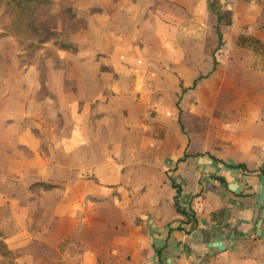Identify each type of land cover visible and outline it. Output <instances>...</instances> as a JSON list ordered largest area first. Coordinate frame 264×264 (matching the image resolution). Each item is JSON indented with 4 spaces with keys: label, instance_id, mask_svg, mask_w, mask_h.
Wrapping results in <instances>:
<instances>
[{
    "label": "rangeland",
    "instance_id": "rangeland-1",
    "mask_svg": "<svg viewBox=\"0 0 264 264\" xmlns=\"http://www.w3.org/2000/svg\"><path fill=\"white\" fill-rule=\"evenodd\" d=\"M52 1V14L42 22L75 39L78 54L49 41L28 55L9 31L11 18L0 0V232L11 247L15 233L39 228L30 221L34 212H43L45 228L55 227L51 202L65 199L68 180L101 190L107 177L114 192L115 182L128 178L146 182L140 194L150 196L154 182L169 174L167 160H175L188 140L189 152L228 154L243 138L246 119L264 113L259 93L233 86L241 81L226 61L182 93L181 79L191 86L212 67L208 22L188 10L197 0ZM95 100L104 114L99 120L89 114ZM41 179L58 183V194L23 204L27 182ZM97 190L80 194L74 212L103 207L110 195ZM68 203L59 205L63 212ZM7 246L0 264L8 260L2 253ZM24 257L19 253V263Z\"/></svg>",
    "mask_w": 264,
    "mask_h": 264
},
{
    "label": "crops",
    "instance_id": "crops-1",
    "mask_svg": "<svg viewBox=\"0 0 264 264\" xmlns=\"http://www.w3.org/2000/svg\"><path fill=\"white\" fill-rule=\"evenodd\" d=\"M209 1L197 0L188 9L208 22L215 40L212 67L204 75L213 74L223 66L220 61H226L228 72L241 81L234 87L242 86L244 93H259L264 98V0H219L222 9L231 13L232 22L221 26L223 44L216 53L219 21ZM215 57L218 65L213 70ZM182 86L189 87L183 79L181 91ZM244 125L243 138L228 154L218 149L189 152L188 140L175 160H167L169 174L160 183L154 182L150 196L140 194L146 182L128 178L112 183L117 185L114 192L107 177L101 190H97L100 185L68 180L65 199L61 196L51 202L56 216L51 218L52 230L45 228L44 214L38 211L30 221L39 228L15 233L16 247L8 245L9 238L3 240L1 232L6 251L15 255L13 264H264V113L247 118ZM231 164H245L246 169ZM173 167L177 170L172 171ZM172 179L183 188L177 201L195 220L187 221L177 212ZM36 182L55 186L38 189L32 187ZM27 183L23 204L41 203L45 196L58 194V183L44 179ZM91 188L110 195L105 205L96 211L74 212L75 205L81 204L80 194ZM65 200L69 201L67 212L59 207ZM19 253L26 254L22 263L17 259Z\"/></svg>",
    "mask_w": 264,
    "mask_h": 264
},
{
    "label": "trees",
    "instance_id": "trees-1",
    "mask_svg": "<svg viewBox=\"0 0 264 264\" xmlns=\"http://www.w3.org/2000/svg\"><path fill=\"white\" fill-rule=\"evenodd\" d=\"M3 7H5L4 12L11 18L10 24L8 25V29L11 33L16 35L19 39V42L22 44L23 49L30 56H34L42 46L49 42L53 41V43L60 49L64 51H69L71 53L77 54L80 50V45L76 41L72 39L71 36H67L65 32L55 26H50L42 22V19L51 15L53 10V1L52 0H2ZM209 9L218 15V26L217 33L219 37V43L215 50V53L219 51L221 45L223 44V32L221 26L223 24H230L232 22L231 13L229 11H225L222 9V6L219 0H210L209 1ZM63 7V6H62ZM61 7L62 11L66 12L68 15L70 12L68 10V6L64 5V10ZM61 11V10H60ZM59 11V12H60ZM68 17V16H67ZM70 17V14H69ZM77 17L76 13L73 11L71 14V19H75ZM218 65V59L214 58V67L213 70H216ZM207 77V75L200 74L193 83V86L183 87L182 93H186L189 90L194 89L198 82ZM45 84L47 83L44 81ZM43 81H42V89H43ZM50 98L57 102V97L53 93V91L49 90ZM182 110L180 109V114ZM103 112L98 111V101L92 104L90 116L94 120H99L103 116ZM179 123L181 127L184 128L183 120L180 115ZM182 161V160H179ZM232 168H240L246 169L245 164H236L229 165ZM219 180L225 183V179L219 177ZM173 186L176 189L175 195V207L179 214L184 215L187 218V221L195 220V216L191 214L187 209H184L182 205L177 201L182 195L183 188L181 184L177 183L174 179H172ZM54 184L47 182H36L32 185L34 188L38 189H48L54 187ZM193 213V212H192ZM2 233L0 232V250L4 248V241L1 239ZM8 260H6L5 264H13L15 255L11 251H3L2 252Z\"/></svg>",
    "mask_w": 264,
    "mask_h": 264
}]
</instances>
